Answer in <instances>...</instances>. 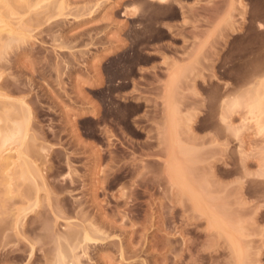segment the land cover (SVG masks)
I'll use <instances>...</instances> for the list:
<instances>
[{
  "label": "rangeland",
  "instance_id": "rangeland-1",
  "mask_svg": "<svg viewBox=\"0 0 264 264\" xmlns=\"http://www.w3.org/2000/svg\"><path fill=\"white\" fill-rule=\"evenodd\" d=\"M0 15L15 29L0 138L21 131L0 140L9 246L26 211L36 264H264V0H0Z\"/></svg>",
  "mask_w": 264,
  "mask_h": 264
},
{
  "label": "bare ground",
  "instance_id": "bare-ground-1",
  "mask_svg": "<svg viewBox=\"0 0 264 264\" xmlns=\"http://www.w3.org/2000/svg\"><path fill=\"white\" fill-rule=\"evenodd\" d=\"M163 1H165V0H163ZM5 3V2H4ZM4 5V4H3ZM8 11V10H7ZM14 13V12H13ZM6 15H8V13L6 14ZM5 15V16H6ZM5 16H2V15H0V49H2L3 47L5 48V44H3V40H4V38H5V36H3V33L4 32H8V30L10 31V33L8 32V33H5V34H11L15 29L11 26V24H10V22L8 21L9 20V17H7L6 16V18H5ZM8 18V19H7ZM11 21V20H10ZM15 33V32H14ZM15 35V34H14ZM18 35V34H17ZM11 36V35H10ZM7 39L9 40V37H7ZM6 40V39H5ZM14 40V39H13ZM7 41V40H6ZM9 46V45H8ZM5 50V49H4ZM1 54V53H0ZM3 55V54H2ZM1 57V56H0ZM19 129V131H20V128H18ZM18 129L16 130V128H15V130L18 132L17 133V135H16V133H15V131L13 132V133H15V135L17 136V137H19L18 136V134H19V131H18ZM12 132V131H11ZM6 133V132H5ZM20 133H21V131H20ZM11 134V133H10ZM1 135V134H0ZM15 135H11V136H14L15 137ZM3 136H4V138H8L9 137V135H8V133H7V136L6 135H3L2 134V139H3ZM9 137V138H12V137ZM17 137H15V138H17ZM8 138V139H9ZM1 138H0V140H2ZM6 139L4 140H2L3 142H6ZM12 140V139H11ZM1 141V142H2ZM3 144V143H2ZM8 152V150H3V152L5 153V152ZM3 152H1V154H0V156H2L3 154ZM10 152V151H9ZM4 157V156H3ZM5 159H7V158H5ZM10 159V158H9ZM8 159V160H9ZM8 160H7V164L9 163L8 162ZM2 161V160H1ZM1 163V162H0ZM5 163V164H6ZM3 164V163H2ZM28 165V164H27ZM3 166V165H2ZM2 166H0L1 167V169H2ZM6 166V165H5ZM24 166H25V164H24ZM27 166H25V168H26ZM3 168H4V166H3ZM28 168V167H27ZM1 169H0V171H1ZM5 170V169H4ZM3 170V171H4ZM29 170H30V168H29ZM17 171H18V169H17ZM16 171V172H17ZM22 171V170H21ZM2 172V171H1ZM23 172V171H22ZM21 172V173H22ZM1 175H3V176H1ZM10 175V176H9ZM23 175V174H22ZM0 176L3 178V182L5 183V185H7V184H9L10 182H12V180H14L13 179V177L11 178V176H12V174H0ZM24 176V175H23ZM23 176H21V177H23ZM16 177V176H15ZM14 177V178H15ZM15 181V180H14ZM20 181V180H19ZM11 185V184H10ZM10 185H9V187H7V186H5V187H7V189L5 190L6 192L7 191H9L10 189ZM12 186V185H11ZM16 186V185H15ZM13 187H14V185H13ZM5 189V188H4ZM40 189V188H39ZM32 190V189H31ZM11 191V190H10ZM36 192L35 190H32L31 192ZM8 193V192H7ZM6 193V194H7ZM28 194H29V189H28V192H27ZM26 195V194H25ZM32 195V193H30V196ZM32 197V196H31ZM27 198H29L28 196H24V199H22L23 201L24 200H26ZM50 198V197H49ZM32 199V198H31ZM30 201V200H29ZM27 202H28V200H27ZM29 203V202H28ZM31 203V202H30ZM29 207V206H28ZM36 207H38V203H36V204H34V208H36ZM53 208V207H52ZM28 209V208H27ZM26 209V210H27ZM34 209H31L30 211L32 212ZM28 211V210H27ZM34 213H35V211H33ZM27 213H29L30 214V212H27ZM26 213V211H22V217L21 216H19V217H21V218H23L22 220L20 219V218H16L17 219V221H15V222H17V224H16V226H14L15 228H14V230L16 231L15 232V234H13V236L14 235H16V237L13 239V240H15L17 237L20 239L19 241H17L14 245H13V247H11V246H9V244L10 243H13V242H11L12 240H11V238L9 237V236H6V231H4V229L6 230L7 228H4L3 226H1L0 227V241H1V243H3V244H1L2 245V249H0V264H7V263H9V261H13V260H18V261H20V260H22V259H24L25 260V254H26V252L27 251H29L27 254H28V258H29V263L28 264H36L37 263V260H38V252L40 251V249L39 248H37L38 246V243H32V242H29L30 240H29V237H30V235L32 234V236H33V234H34V236L36 237V236H38L39 237V234H37L38 232V226H37V224H35L34 222L33 223H31L30 225L28 224H26L27 222H24V220H25V218L29 215V214H27ZM49 213V212H48ZM55 213V212H54ZM51 216V215H50ZM34 218V217H33ZM27 219V218H26ZM2 225V224H1ZM4 225V224H3ZM49 226V225H48ZM7 227V226H6ZM45 227H47V226H45ZM13 229V228H12ZM11 229V230H12ZM13 230V231H14ZM43 231H47L48 230V232H49V230H50V233H51V231H53V230H51V229H42ZM37 232V233H36ZM12 234V233H11ZM25 234H27V235H25ZM30 234V235H29ZM37 234V235H36ZM69 234V233H68ZM71 234H73V233H70L69 235L70 236H68V238L66 239L67 240V242L66 243H68L69 241V239L70 238H72L71 237ZM85 234V233H84ZM231 234V233H230ZM8 235V234H7ZM29 235V236H28ZM63 235V234H62ZM27 236V237H26ZM59 236V235H58ZM73 236V235H72ZM229 236V235H228ZM18 238H17V240H18ZM53 238V237H52ZM62 238V237H61ZM231 238V237H230ZM48 239V238H47ZM54 239V238H53ZM33 240V239H32ZM47 241V240H46ZM49 241V240H48ZM64 241V240H63ZM87 241V240H86ZM90 241H92V240H90ZM234 241V240H233ZM37 244V245H36ZM60 244H62V243H60ZM70 245V244H69ZM37 246V247H36ZM24 247V248H23ZM45 249V248H44ZM41 252V251H40ZM44 252V251H43ZM30 253V254H29ZM26 254V255H27ZM84 254V253H83ZM88 255V254H87ZM88 259V258H87ZM18 261H16V262H18ZM23 261V260H22ZM21 262V261H20ZM48 263V262H47ZM82 263V262H81ZM48 264H51V263H48ZM77 264H78V262H77ZM87 264V263H86Z\"/></svg>",
  "mask_w": 264,
  "mask_h": 264
},
{
  "label": "snow or ice",
  "instance_id": "snow-or-ice-1",
  "mask_svg": "<svg viewBox=\"0 0 264 264\" xmlns=\"http://www.w3.org/2000/svg\"><path fill=\"white\" fill-rule=\"evenodd\" d=\"M161 2L163 3V0H161ZM259 29L262 33H264V22L260 23Z\"/></svg>",
  "mask_w": 264,
  "mask_h": 264
}]
</instances>
